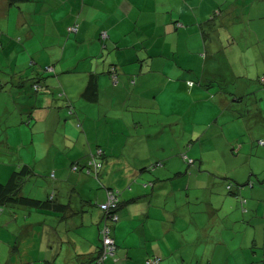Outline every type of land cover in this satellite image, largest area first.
<instances>
[{"label": "crops", "instance_id": "1", "mask_svg": "<svg viewBox=\"0 0 264 264\" xmlns=\"http://www.w3.org/2000/svg\"><path fill=\"white\" fill-rule=\"evenodd\" d=\"M186 9L190 11L187 14ZM164 10L168 15L162 20ZM11 11L15 15L12 20L16 24L14 30L24 31L23 39L33 40L35 34L47 38L49 43L41 45L37 52H43L53 61L48 65L52 66L54 77L43 74L46 71L44 65L30 64L31 72L28 73L27 66L19 69L12 84L0 82V93L7 90L14 105L19 98L23 100L27 97V109L21 110L20 114H27V123L30 120L37 123L42 116L46 127L53 131L46 133L51 146H55L58 152L53 158L54 168L49 172L55 181L46 189L45 197L22 194L26 198L43 201V205L19 198L25 177L33 173L32 166L22 164L21 168L24 165L30 168L26 176H17L15 171H11L6 180L0 181L6 184L12 178L15 185L19 184V191L16 188L18 194L13 192L14 189L7 196H1L0 204L9 194L15 193L6 200L13 209L20 211L15 204H25L29 215L34 209L35 216L42 219L38 225L42 228L40 242L46 243L37 248V253L40 251L38 263L144 264L145 258L157 255L161 258L158 264H227L232 257L226 253L225 244L230 242L234 244V251L239 253L234 257L244 256V247L241 249L244 229H236L231 223L264 217V211L260 214L259 199L253 196L248 200L239 196L243 188L233 185L232 191L227 189V195L219 200V193L223 190L216 187L219 181L213 179L210 182V177L196 173L201 166L196 169L185 167L186 160L183 155L180 156V149L186 155L188 150L194 151V136L200 140L204 134L197 133L195 121L178 113L177 107L181 100L192 104L203 100L202 97L194 99V94L203 95L204 90L195 87L194 83H187L192 80L200 82L207 90L216 85L218 91L211 96L221 108L229 100L224 87L218 86L216 80L223 79L222 69H208L205 65L206 58L216 52H225L224 47L227 49L223 56L227 58L259 56L256 55L259 51L264 57V0H0V15L8 16ZM75 21L79 28L72 36L68 27ZM177 22L186 28L187 36L180 32L183 29L174 31ZM195 24H198V29L193 26ZM102 30L108 33L105 39L100 38ZM170 30L175 33L170 35ZM177 38H183L188 48L193 50L189 55L196 56V52L202 51L206 53L201 66L189 69L193 77L185 70L179 71L178 51L172 44H166L167 40ZM62 40L66 41L61 50L62 58L70 42V46L75 47V55H81L79 60L89 57L91 61H85L87 63L79 71L56 66L54 63ZM155 40H158V47L156 42L153 43ZM158 57L164 58L159 60ZM171 57L174 62L169 60ZM110 64L117 65L119 80L114 83L108 75ZM221 67L234 73L229 60L221 63ZM252 72L248 79L254 76ZM256 72H262L264 76V68ZM67 73H79L73 78L77 83L74 81L71 86V78L65 76ZM156 74L165 79L159 89L170 86L164 98L150 96L145 91L152 83V75ZM259 82L264 87V83ZM36 83L37 89L34 87ZM28 84L32 86V91ZM19 86L22 88L19 89ZM256 88L261 89L260 86ZM173 90H184L191 98L183 99L178 94V98H174L171 94ZM169 93L171 96H168ZM241 97L235 95L231 98L237 103L233 109L237 117L244 114ZM67 100L73 106L71 114L67 111ZM216 104L207 102L201 107H212L216 111ZM259 104L255 97L250 114L254 112L258 115L257 121L264 122ZM21 107L25 108L24 103ZM163 107L167 108L166 112ZM39 111L43 112L36 115ZM150 115L151 123L148 124ZM223 115L224 112L220 118ZM193 116L194 113L191 114ZM220 118L215 117L213 132H209V138L203 142L219 138L213 146L214 151L218 150L221 169L243 168L242 161L228 163L229 159L236 160L239 150L230 141L234 138L227 135V117ZM250 126L246 125V128L250 129ZM164 133L169 139H162ZM96 147L103 148L99 171L104 175L103 179L96 180L84 170L71 171L74 160L81 162L83 167L88 154ZM212 147L207 151L210 152ZM69 152L74 155L69 157ZM199 153L205 154L204 148L200 147ZM155 162H161V165L150 169ZM68 172L70 177L67 180L71 183L65 182ZM251 175V171L242 176L234 174L225 182L228 184L234 180L236 184L251 187L253 190L250 189L249 196L254 195L253 191L259 194L261 188H254V183L250 182ZM64 184L66 188L63 192ZM106 188L119 190L120 216L112 224L116 245L114 257L99 263L95 258L100 246L98 228L103 214L96 203L105 199ZM245 202H248V207H245ZM246 214L250 220L244 218ZM180 220L186 223L180 226ZM227 225L230 226L229 240ZM262 230L264 233V226ZM251 235L252 231L248 232V238ZM253 236L248 239L247 248L257 245L254 232ZM239 248L241 252H237ZM251 251L247 256L252 260L256 251Z\"/></svg>", "mask_w": 264, "mask_h": 264}, {"label": "rangeland", "instance_id": "2", "mask_svg": "<svg viewBox=\"0 0 264 264\" xmlns=\"http://www.w3.org/2000/svg\"><path fill=\"white\" fill-rule=\"evenodd\" d=\"M188 12L190 11L187 10L186 14ZM167 15L168 12L164 10V12H162L161 14L162 20H164L165 16ZM14 18L15 15L13 11L9 12L8 16L0 15V82L3 84L7 83L9 85L12 84L13 80L14 81L16 80L17 77L16 73L19 71V69L27 66L28 67L27 71L29 73L31 72L30 64L34 66H38L39 64L45 66V64L48 65L49 63H53V61L50 60L49 56H47L43 52L42 54L37 52V49L41 47V45H45L49 43L47 38L37 37L35 34L33 40L29 38L23 39L25 35L24 31L14 30L16 27V24L14 25L12 21L14 20ZM25 25L27 26V23ZM175 25L177 27L176 29L173 28L174 31L177 29L180 30L183 29L180 32H183L184 36H187L186 28L184 26H181L183 24L177 22L175 23ZM193 26L196 29L199 28L198 24H195ZM31 28L33 29V23L31 24ZM174 31L171 32L170 30L169 34L170 35L171 33L174 34L175 33ZM75 34L76 33L73 32L72 36ZM154 42H156V45L158 47L159 46L158 40L153 41V43ZM65 43L66 41L62 40V42L59 44L60 46H59L58 57L54 63L56 66L58 67L62 66L63 69H69L70 71L72 70L79 71L87 63L85 61L87 60L89 62L91 61L89 57L84 60H79L81 55L78 54L75 55V49H74L75 47H71L70 42L67 44L66 50L62 58L61 50H63ZM166 44L167 46L172 44L173 47L178 51L179 58L177 59L178 61L177 66L180 72L185 70L190 76H192L191 71L189 69L197 65L199 67V65L201 66L203 64L206 53L202 51V52H196L197 54L196 56L189 55V52L193 50L188 48V44L183 38L181 39L177 38L172 41L167 40ZM224 49L225 52L223 53L216 52L214 55L206 58L207 60L205 62V65L206 68L208 69L213 67L214 69L217 68L222 69L221 72L223 73V79L221 80L216 79V80L218 86L224 87L225 89L224 93L229 97V100L225 104H223L224 106L221 108L220 106H218V104H216V100H214L215 98L211 96L214 95L213 93L218 91V87L215 85L214 87H211L207 90L204 88L205 87L204 85L194 80V86L197 88H202L204 90L203 95L198 96L194 94V99L197 100L199 99L198 97H202L203 100L196 101L195 104H192L190 101L188 102L181 100L180 101L181 104H179V106L177 107V112L183 113L184 115H187V119L191 121H195L196 132L201 133L202 135L204 134V136H202L200 140L198 139V136H194L195 138L193 139V144L195 146L194 147L195 149L194 151L188 150V153L186 151L187 155L185 153H182L180 148L178 149H180L179 151L180 156H182V154H185L186 168L187 166H189L188 169L192 167H195L196 169L197 167L201 166L202 167L200 168L201 170L196 169L195 171L196 173L200 172L205 174L204 175L205 177H210V182L213 181V179L219 181L216 187L223 189L222 192L219 193L220 195L219 200L223 197V195L225 194L227 195L226 190L228 188L226 184L227 182L226 179H229L234 174H237L238 176H242L244 174L247 175L249 171H251L252 175L250 176V182L252 184L254 183L255 189L261 188L259 194L253 191L254 195L249 196V194L251 193L250 189H252L251 187H248L247 185H243L242 187H240L236 184L234 180L232 184L234 185V187L243 188V191L239 192L240 193L239 196L241 197L244 196L248 200H250L251 197L253 196L256 199H259V203H260L259 209L261 211L260 214H262L264 211V145L260 143L259 140L264 138V122H258L257 121L258 115L255 114L254 112L250 114V112H251V102L254 100L255 97H257L258 103H260L259 113L260 115L264 116V87L261 86L262 83L259 82L260 80L261 82L264 83V81H262V78H264V76L261 74L262 72H256L264 68V57L260 55V51H259V54H256L259 56H253V57L246 56V57H238V58H236L237 56L236 57L231 56L230 58H227L223 56L224 54H226L227 47H224ZM160 58H164V57H158L159 60ZM166 58L165 60H167ZM169 60L171 62H174V58L172 57L169 58ZM227 60H229L232 63V66L234 67L233 69L234 73H232L230 69L226 67H221V63H225ZM165 67H166V63H165ZM252 71H254L255 74H253ZM251 72L252 75L254 76L252 77V79H248L247 77H250L249 73ZM46 73L54 77V72L52 70H50L49 72L48 70H46L43 74ZM30 74H28L29 77ZM78 74L79 73H67L65 75L68 78H71L70 80L68 79L70 81L71 86L74 84V81L75 83H77V80L76 79L74 80L73 78ZM240 74L242 76H239ZM167 75L171 77L169 74ZM152 76H153L152 83L149 87H147V89H145V91L150 96L159 95L160 97L164 98L165 96H167V92L168 90H170L169 88L170 86H168L167 88L159 89L160 85H163V81H165V79H163L158 74ZM192 81H187V83L191 85L193 84ZM247 85H250L249 87L251 88H248ZM255 86H260L261 89L258 88L255 89ZM29 87L31 88L32 91V86L29 85ZM18 88L21 89L22 87L19 86ZM246 90L248 91L247 93ZM209 91L210 93H208ZM171 94L173 95L174 98H178V95L183 99L191 98V95H189V93L185 92L184 90L182 91L173 90L171 91ZM171 94L169 93L168 96H171ZM235 95H238V97L242 95L243 97L242 104L244 108L243 111L244 114H241V116L239 117H237V113L233 110L237 107V103L236 101L233 102L231 100V98H234ZM16 101L17 104L14 105V102L11 99V97L8 95L7 90L1 91L0 93V181L6 180L9 174L11 173V171H15L17 176L21 175L22 174L20 171L21 166L22 164L26 163L29 166L33 167V173L29 177H25L26 179L23 181L20 189L21 195L24 194L25 196L30 195V197H34V196L45 197L46 189L52 182L55 181L53 180L54 179L53 176H50L49 172L52 171L54 168L53 158L55 157V155L58 154V152H56L57 148H55V146H51L49 134L46 133L53 131L52 129L46 127V123L41 119L42 116L37 123L34 120H30L29 123H27L26 122L27 114L26 113L23 115L20 114L21 110L27 109V107H25L27 97H24L23 100L19 98V100ZM207 102L215 103L217 105L216 111H213L212 107H207V108L201 107L202 106L201 104ZM22 103H24V107H25L24 109H22L23 107H21ZM194 105L196 106L195 110L193 109ZM166 109L167 108L163 107L164 112L167 111ZM168 109L171 110L170 105L168 106ZM3 111H8V112H3ZM40 112L43 111H39V113H37L36 115H39ZM223 112L224 115L220 118V114ZM193 113L194 116L191 117V114ZM20 116L22 117L20 118ZM67 116H69V114H67ZM216 116H219L220 119L227 117L228 119L226 125L227 135L228 137L231 136V138H234L230 141L235 145V149L237 148V150H239L238 154L236 155L237 156L236 160L229 159L228 163H236L242 161L241 166L243 168H233L228 170H226L225 168L221 169L222 165L218 161V155H217L218 150L214 151L215 147L213 146L216 145V142L218 141L219 138L216 137L214 139H209L206 142H203V140L209 138L208 136L209 132L210 133L213 132L212 127H214L215 125L214 119ZM151 118L152 116L150 115L149 116L150 122L148 124L151 123ZM249 124H251L250 129L248 127L246 128V125ZM163 135L164 136L162 137V139H166V138L169 139L167 133H164ZM200 147L201 149L204 148L205 154L199 153ZM210 147H212L211 151L208 152L207 149ZM48 149L50 150V152L48 151ZM96 154H97V150L94 153V155ZM72 155H74L73 152L68 153L69 157H72ZM180 156L179 158H181ZM201 160H204L205 162L200 163ZM73 164L72 165L70 164L71 171L80 172L81 170H84V172H86V166L81 167L80 166L81 162L78 163L79 164L78 168H73ZM256 172L258 175L256 174ZM90 176L93 177L92 175ZM69 177H70V173L68 172L65 175L66 183H71L70 181L67 180ZM94 178H96V176H94ZM99 178L102 179L104 178V175L101 174V172H99ZM65 188L66 185L64 184V188L62 190L63 192ZM199 194H201V192ZM228 197L233 198V196L230 195H228ZM239 202H240V198H239ZM90 203L95 204L94 201H91ZM99 203L100 202H97L96 204ZM15 205H16L15 207H18L22 211L13 209L11 203H8L6 201H4L3 204H0V264H33V263L40 264L38 263L40 260V251L38 250L37 253V248L42 247V245L46 243V242H40V239H42L41 237L42 228L38 225L40 224V221L42 219L37 218V216H35L34 209H32L31 215H29L28 214L29 208H25L24 207L25 204L24 205L15 204ZM244 205L245 207L246 206L248 207V202L247 203L245 202ZM224 207L225 208L228 207L227 203H225ZM184 211L187 212V209H185ZM244 218L249 219L247 214L245 215ZM185 223L186 222L183 223L182 220H180L179 222L180 226H183ZM248 224L249 227L247 228L246 226H248ZM228 225H229V221H228ZM228 225L226 228L228 230L227 237L229 240L230 226ZM231 225H233L234 228L236 229H239L240 227L244 229L243 240L241 241V245H242L241 249L243 250L244 247L243 252L245 253L244 254L245 258L242 255L240 258L234 257L239 255V253L237 254L233 249L234 244L231 242L230 244L226 243L225 251L226 253H229L230 256L232 257L227 264H264V258H263L264 246L262 245V239H264V233L262 230V226H264V217L251 218L250 222L247 221L244 223L235 222V223H231ZM31 229H33V231H31ZM251 231H252V235L250 238H248V232L250 233ZM253 232L256 234L257 237L256 238L257 245H255V247L253 248L252 247L247 248L248 239L251 240L252 237H254ZM241 249L239 248L237 252L239 251L241 252L242 251ZM251 250L256 251V255H254V258L252 260L250 258L248 259L247 256L248 253H252Z\"/></svg>", "mask_w": 264, "mask_h": 264}, {"label": "trees", "instance_id": "3", "mask_svg": "<svg viewBox=\"0 0 264 264\" xmlns=\"http://www.w3.org/2000/svg\"><path fill=\"white\" fill-rule=\"evenodd\" d=\"M11 1H18V0H11ZM74 27V28H73ZM78 28H79V25H78V23L75 21L73 24H71L70 25V28L68 27V31L70 32V33H76L77 31H78ZM75 29V30H74ZM105 30H102V32H101V34H100V38H102V39H105V37L108 35V33H107V31H105V34H106V36L103 34V32H104ZM44 69L45 70H48V71H50V70H52V66H50V65H45V67H44ZM108 75L110 76V78H111V80H112V82L114 83V80H113V78H112V76L113 75H115L116 76V80H119L118 79V70H117V65L116 64H110L109 65V68H108ZM132 81V80H131ZM192 83H194V81H192ZM192 85V84H191ZM34 87H35V89H37L38 88V83H36V84H34ZM66 107H67V111H68V113L69 114H71L72 112H74L73 111V106H72V104H71V102L69 101V100H67L66 102ZM96 150H97V154L96 155H94V153L96 152ZM100 150V153H98V151ZM103 154V148L102 147H96L95 149H94V151H92V152H90L89 154H88V156H87V158H86V161H85V165L83 164V166H86V173H88V174H90V175H92L93 177L94 176H96V180H99L100 178H99V171H100V168H101V166H102V163H101V160H100V155H102ZM183 156H184V159H185V154H182ZM92 158L93 159H95V161L99 164V165H94V164H92ZM74 163V164H73ZM72 164H73V166H76L75 168H78V166H79V162H77V161H74ZM161 162H155L154 164H152V165H150V169H153V166L154 165H156V167L157 166H159V165H161L160 164ZM95 166V167H94ZM74 168V167H73ZM95 168H96V170H95ZM25 170V171H24ZM21 173L23 174V176H26V175H28L29 173H28V171H30V168H29V166H27V165H24L23 166V168H21ZM237 185L238 186H240V185H243V184H240V183H237ZM232 186H233V184L232 183H228L227 184V188H228V191L229 192H231L232 191ZM16 188H18L17 190L19 191V184H14V182H13V179L12 178H10V181H8V183H6V184H2V183H0V199H1V196H3V195H5V196H7L6 194H8V193H10L12 190H14L13 192H16V194H18V192L16 191ZM107 190H112V191H114V192H116V196H117V201H116V207L113 209V210H111L110 212H109V214H107V210H105V209H102L100 206H99V204L101 203V202H104L105 200H106V196H107ZM15 194V193H14ZM13 194V195H14ZM105 199L103 200V201H101L99 204H97L98 206H99V208L101 209V211H102V222H101V224H100V226H99V228H98V232H99V241H100V246H99V250H98V254L96 255V261L97 262H99V263H103L104 261H106L107 259H109V258H113L114 257V254H115V250H116V245H115V241H114V238L112 237V224H114V223H116L118 220H119V204H120V201H119V195H120V192H119V190L118 189H116V188H106L105 189ZM13 195H10L9 194V197H7V199H10V196H13ZM21 196V197H20ZM19 196V198H22V199H25V200H29L30 201V203H32V204H35V205H38V206H40V205H43V201H41V200H36V199H32V198H26L24 195L22 196V195H20ZM4 197V196H3ZM6 199V200H7ZM49 199V198H48ZM5 200V201H6ZM34 205V206H35ZM114 213H116L117 214V219H113V217H109V216H113V215H111V214H114ZM104 227H108V234H109V236L113 239V243H114V250H113V253L112 254H109V255H107L106 256V258H104L103 260H99V256H100V253H101V251H102V248H103V240H102V232H103V229H104ZM155 256H157V255H153V256H150V257H147V258H145V260H144V264H146V260L148 259V258H153V257H155ZM158 258H159V261L161 260V258L159 257V256H157ZM159 263V262H158ZM157 263V264H158Z\"/></svg>", "mask_w": 264, "mask_h": 264}, {"label": "built area", "instance_id": "4", "mask_svg": "<svg viewBox=\"0 0 264 264\" xmlns=\"http://www.w3.org/2000/svg\"><path fill=\"white\" fill-rule=\"evenodd\" d=\"M103 34L106 36L105 31L103 32ZM112 78H113L114 82L117 81L115 75H113ZM262 81H264V78H262ZM260 142L264 143V140H260ZM98 153H100V150L98 151ZM92 164L99 165L95 161V159H93V158H92ZM73 167L75 168L76 166H73ZM95 170H96V168H95ZM116 201H117L116 192H114L112 190H107L106 200L104 202H101L99 204V206L102 209L107 210L108 211L107 214H109V212L116 207ZM111 215H113V216H109V217H113V219H117L116 213L111 214ZM102 233H103L102 234L103 248H102V251L100 253L99 260H103L104 258H106L107 255L112 254L113 250H114L113 239L108 234V227H104ZM158 262H159V258L157 256H155L153 258H148L146 260V264H157Z\"/></svg>", "mask_w": 264, "mask_h": 264}]
</instances>
